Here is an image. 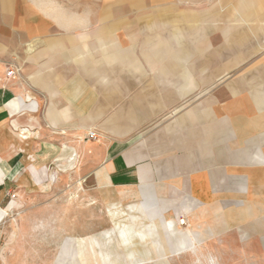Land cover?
Here are the masks:
<instances>
[{"label":"rangeland","instance_id":"374dc122","mask_svg":"<svg viewBox=\"0 0 264 264\" xmlns=\"http://www.w3.org/2000/svg\"><path fill=\"white\" fill-rule=\"evenodd\" d=\"M116 1L37 0L44 11L54 5L60 13L69 9L71 14L56 16L74 21L72 37L93 30L96 10ZM170 1L181 10L167 7L169 18L186 29L171 30L157 47H138L140 62H122L121 49L130 50V44L116 47L103 37L94 43L96 52L79 59L83 63L71 57L67 64L70 58L65 56L53 65L50 46H39L40 39L25 41L23 33L14 30L28 23L33 6L28 0H0V30L10 25L24 43L4 48L5 53L0 50L3 75L13 64L20 70L15 95L22 99V107L34 115L31 102L39 113L48 105L49 94L36 88L35 75L48 81L54 72L60 80L67 77V70L73 77L76 68L89 81L94 70L87 69L97 67L109 88L129 77L132 84L108 90L106 94L112 95L105 112H121L124 120L138 116L137 131L157 168L155 177L119 195L95 177L104 152L101 140L106 141L108 134L98 132L95 124L74 128L64 139L76 149L69 160L72 164L63 158L50 163L32 183L22 179L3 199L2 264H264V71L258 67L250 71L252 64L235 62L228 71L201 72L219 53L225 27L234 23L237 29L245 19L258 22V16L244 14L229 3L233 0ZM123 2L127 6L132 0ZM149 8L163 12L157 2ZM155 14L150 18L159 23ZM140 36L139 43L143 33ZM142 52L156 55L155 61L148 62ZM196 57L197 80L193 78ZM179 67L187 72L186 90L197 87L196 92L176 96L174 107L168 109L173 102H168L169 90H155L151 96L153 90L146 88L152 86L148 82L156 89L166 86V68L173 74ZM154 98L167 101L154 108L158 102ZM254 100L262 105L250 109L247 104ZM239 114L248 119L237 120ZM252 116L258 120L251 122ZM31 126L25 129L34 131Z\"/></svg>","mask_w":264,"mask_h":264},{"label":"crops","instance_id":"0c3cea01","mask_svg":"<svg viewBox=\"0 0 264 264\" xmlns=\"http://www.w3.org/2000/svg\"><path fill=\"white\" fill-rule=\"evenodd\" d=\"M226 1L229 2L225 0V3ZM28 2L33 6L29 9L34 12V15L28 19V23L24 27L23 24L20 25L22 29L16 28L14 30L19 31V35L22 32L21 38L25 41L40 39L39 46H50L52 51L49 60L53 65L64 61L65 56L70 58L67 64L72 60L71 57H74L75 60H86L87 56L89 57L97 51L96 48H93L96 46L94 43L102 41L103 37L112 41L116 47L130 44V50L121 49L120 60L125 64L128 59L137 63L140 62L138 47L146 45L157 47L158 43L172 32L171 30L176 32L186 29L182 23L180 24L168 16L167 7L177 13L181 10L175 1L132 0L131 4L128 1L126 2L128 5L123 6V0H117V4L112 7L105 6L96 10L98 18H96L94 24L96 27L93 30L73 33L74 37H72L70 31L75 27L74 21L70 18L59 19L56 16L71 14L69 9L63 8L64 10L62 9L60 13L59 7L54 5L49 10L44 11L37 0H28ZM156 2L162 5L163 12L149 8L151 4ZM229 3L239 9L242 8L244 14L256 12L258 22L248 18L245 19L243 25H238L237 29L234 23L225 27L223 42L219 45L221 47L219 53L209 61L210 63L207 62L210 64V68H202L201 72L207 69L211 72L213 70L218 72L219 69L228 71L235 62L252 64L249 68L250 71L254 67L264 71V53H259V50L264 48V0H233ZM153 12L156 13L159 23L153 22L150 18V14ZM15 19L16 14L15 16L13 14V22ZM2 20L5 25V14ZM12 29L8 25L0 30V50L4 53L6 51L4 48L24 45L20 41V37H15ZM59 31L67 33H60ZM141 33H143L142 42L139 43ZM92 36H97V38H92ZM58 48L60 50L67 48V50L59 53ZM141 54L148 62L155 61L156 55L152 56L149 52H142ZM81 61L78 62L83 63ZM212 63H214L213 66H211ZM193 66L195 67L193 70L195 77L193 78L197 80L198 57L195 58ZM126 67L128 66L126 65ZM180 67L178 73L173 74L169 68H166L167 77L165 80L167 82L164 84L166 86H159L156 89L154 83L148 82V85L152 86L146 88V90H153L151 96L156 95L155 90H169L167 91L169 99L167 97L166 99L168 102H173L170 103L171 106L168 109L174 107V102L177 101L176 96L196 92L194 88L197 87L186 90L187 72L181 70ZM182 68L186 69L185 67ZM68 69H70V65ZM87 70H94L92 72L94 77H91L89 81L84 80L83 74L76 72V68H74L73 77H69L70 72L67 70V77L60 80L53 77L54 72L51 74V80L48 81H44L41 77L39 79V76L35 75L36 88L49 94L50 98L45 112L42 110L39 113L35 102H31V107L35 106L34 115L28 113V107H25L26 109L22 107V99L15 95L18 82L12 81L5 86L0 83V219L3 199L17 184L22 182V179H27L28 183H32V178L36 173L42 171L50 163H58L62 158L68 160V165L72 164L69 160L73 159L76 149L64 139L68 138V134L74 128H89L95 124L98 126V132L108 134L106 141L101 140L104 152L96 169L95 177L98 182H105L110 187L116 188L117 194L125 196L131 192L130 188L156 176L157 168L149 156L147 147L142 144L143 134L137 131L139 128L138 116L131 114L128 119L124 120L121 112L110 114L105 112V109L110 105L109 100L112 95L106 94L108 90H121L122 86L132 84V81H128L129 77H124L123 84L119 86L114 83L109 88L106 79L103 78L102 80V77L99 76L100 70L97 67H91ZM168 75L171 78H168ZM0 76H3L1 70ZM196 83L198 84V81ZM93 88L94 90H92ZM246 91L249 94L255 93L251 90ZM236 92L240 93L241 91ZM28 93L27 97H29ZM102 95H104L103 98ZM147 95L150 99L149 92ZM137 99L138 97L134 101L136 105L138 104ZM154 100L158 101L154 102V108H157L156 104L158 105L159 102L164 105V102L167 101H159L156 98ZM253 102L254 104L252 102L247 104L250 109L254 107L257 109L259 105H262L261 101L255 102L254 100ZM247 117L239 114L237 120L243 121L248 119ZM257 120V116L250 118L251 122ZM31 125H34V131L25 129V127L32 129ZM63 131L66 133L64 136ZM142 208H144L143 205Z\"/></svg>","mask_w":264,"mask_h":264},{"label":"built area","instance_id":"2783aa9c","mask_svg":"<svg viewBox=\"0 0 264 264\" xmlns=\"http://www.w3.org/2000/svg\"><path fill=\"white\" fill-rule=\"evenodd\" d=\"M19 79H20V70L15 64H13L6 68L4 75L2 77L0 76V83L2 84V86H5L6 84L12 81L19 82ZM94 132H91V135L94 136ZM1 260L2 259L0 256V264H2Z\"/></svg>","mask_w":264,"mask_h":264}]
</instances>
